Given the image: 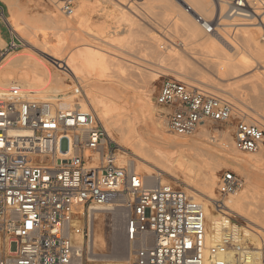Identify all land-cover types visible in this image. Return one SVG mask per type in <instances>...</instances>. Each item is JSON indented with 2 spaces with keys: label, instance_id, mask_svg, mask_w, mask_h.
Wrapping results in <instances>:
<instances>
[{
  "label": "built area",
  "instance_id": "obj_1",
  "mask_svg": "<svg viewBox=\"0 0 264 264\" xmlns=\"http://www.w3.org/2000/svg\"><path fill=\"white\" fill-rule=\"evenodd\" d=\"M43 1L68 16L77 6V0ZM230 2L229 15L262 28L264 41V0ZM195 18L209 33L216 28L215 21ZM10 35L2 58L23 46ZM156 103L175 135L191 137L211 123L232 124L239 151L254 154L264 146L263 124L193 83L165 79ZM244 184L227 171L219 193L227 197ZM108 204L127 213L129 264H205L206 256L211 264H252L244 228L233 216L220 218V237L207 247L205 207L180 185L150 186L121 158L94 110L30 100L17 87L0 94V264H90L92 220ZM216 205L221 210L223 202Z\"/></svg>",
  "mask_w": 264,
  "mask_h": 264
},
{
  "label": "bare ground",
  "instance_id": "obj_2",
  "mask_svg": "<svg viewBox=\"0 0 264 264\" xmlns=\"http://www.w3.org/2000/svg\"><path fill=\"white\" fill-rule=\"evenodd\" d=\"M110 1L77 0L74 14L71 16L65 15V19L53 11L40 13L39 17L32 21L30 26L31 33H21L23 30L22 24L25 22L20 13L23 10L21 0H1L8 9L9 17L6 21L12 33L25 41L24 44L27 47V51L17 55L8 53L4 56L2 63H0L2 66L0 71V94L7 92L8 90L4 91L6 89L17 87L21 90L22 95L30 100L50 101L57 104L58 107L67 110L73 108L87 109L88 107L95 110L106 129L108 137L117 143L118 147L120 146L121 158L124 161H129L136 169L137 166L142 167L148 173L146 177L150 186L155 185L158 181L164 183L162 177L164 172L175 180H184L186 185L191 188L188 190L192 198L206 209L207 247L219 239L220 235L217 225L224 214L244 218L248 223H255L257 226L256 230L264 232L263 214L255 211L257 205L255 209L253 208L255 202L258 204L259 201H257L256 190L264 180V149L262 150V147L254 156L238 154L239 150L235 146L233 134H231L229 128L211 130V127L203 126L199 129L201 130L200 134L198 133L199 136L197 135L195 138L175 135L169 132L168 128L167 132H165L163 124L161 125L157 121L152 100L153 93L152 89H150L152 83L155 84L159 80L158 78H161L164 74H157L156 71L154 73H145V71H143L144 73H139L141 76L139 81L142 82V87L140 86L139 88L137 84L131 82L132 77L136 79L137 76L134 74L135 72H131V68L135 64L129 67V63L126 65V62L123 63L124 61L121 62L114 59L110 52L98 48L96 65L101 69L99 74L95 75L89 73L86 69L88 60L85 57L89 52L84 50L75 53L72 50L73 46L78 43L83 44V47H89V43L95 41L101 44H108L110 47L117 48V50L120 48L112 43V38L116 35L117 28L120 27H102L103 25L101 26L99 22L95 21V15L89 14V10L94 12L98 7L110 5ZM158 1L167 11H171L173 14L175 12V23L171 26L169 25V29L173 26L172 31H175V37H177L175 39L179 40L175 41L176 44L174 43L176 45L175 49L170 44V48L168 46L165 48L162 45L165 48L164 50H156L157 47L155 48L154 44H160V40L156 36L146 35V29L143 32L146 39L141 47L142 55L140 58L142 57V60L143 58L145 60L155 59L156 64L161 68L173 69L174 76L177 78L187 77L194 80L188 74L199 75L201 77L199 81L202 84L214 82L213 76L209 74V71H213L218 79L224 80L227 77L237 76L242 70L252 68L255 63L264 61L262 35L259 36L256 33H252L253 30L261 32L262 28L255 26L253 22L229 15L231 0ZM30 2L39 8L41 7L40 0H30ZM187 7L190 9L188 10ZM227 7L228 12L226 11ZM131 8L133 9L132 5ZM128 11L122 12L120 22L122 23L121 20H123L124 25L128 26L125 33L129 34L130 42L127 41L129 43L126 42L124 45L130 51V48H132L130 45L141 36V28L144 27L138 26L139 24L132 17L133 14L131 15ZM196 15L201 16L207 22H211L212 17L215 16L220 21L216 25L218 24L222 28L216 27L209 33L197 22ZM223 18H226V21H221ZM110 23L108 22V24ZM39 24H42L43 28L44 25H49L54 34H52L53 32L47 34L53 35L51 36L52 38L54 37L52 40H40L39 31L42 28H40ZM136 24H138L136 28L140 27L141 31L134 29ZM26 26L28 28V25ZM229 26L233 29L231 33L228 31ZM23 27L25 28V26ZM169 29L168 31L170 32ZM160 32L162 31L160 30ZM239 39L241 42H239ZM5 44V40L0 35V47L5 46ZM36 51L53 57L56 61L53 59L49 60L46 57L47 62L51 66L63 69L62 73L65 76L50 74L45 66L43 67V64L40 65L33 55ZM243 52L249 56L247 54L242 55L241 53ZM194 61H197L199 65ZM115 79L119 80L120 82H118L124 87L128 86L129 90L134 92L136 100L130 102L134 106L133 108L126 105L123 101L119 102L120 98L113 94L111 89L96 85L98 83H110L113 80L115 81ZM68 81H71L73 85H70L71 83L68 84ZM232 87L234 88L236 85ZM88 88L90 90L88 92L85 91ZM251 120L260 124L264 122L259 118ZM170 136H173V138ZM174 137L176 138L174 139ZM130 154H134L138 158L133 161L130 158ZM224 162L235 164L245 170L253 169L257 171L256 169H263V171L262 174H253L255 171L251 172L247 185L241 190L228 195L225 199L226 201L223 202L222 209L219 210L214 203L215 189L219 178L217 170L219 171ZM152 164L162 173L156 174L157 176L154 175L155 170L153 173ZM100 211L126 212L124 208L115 204H108ZM119 222H113L115 225L113 226L112 224L111 230L116 229L119 226ZM243 230L248 241L257 242L258 244L255 251L250 250V262L252 264H264V244L261 246L257 236H254L245 228ZM96 244L98 246V243ZM205 264H211L207 256Z\"/></svg>",
  "mask_w": 264,
  "mask_h": 264
},
{
  "label": "rangeland",
  "instance_id": "obj_3",
  "mask_svg": "<svg viewBox=\"0 0 264 264\" xmlns=\"http://www.w3.org/2000/svg\"><path fill=\"white\" fill-rule=\"evenodd\" d=\"M40 2H41V7L39 8V7L35 6V4H32L30 2V0H21L23 10L20 13H21L23 21L27 22L26 24H25V22L22 24L23 30L21 33H31L30 26L32 25V21H33V19H36L37 17H39L40 13H47L48 11L49 12L53 11V12H55V14H57L61 18H63V17H64L63 19L66 18L65 15L62 12H60L59 9L51 7L50 5L45 3L43 0H40ZM110 2H111V3H109L110 5H106L104 7H98L94 12L92 10H89V14L95 15V21H97V23L99 22V25H101V26L103 25L102 27H116V26L120 27V28H117L118 30H117L116 35L112 38V40H113L112 43L115 46L120 47L121 49L118 48V50H117V48L115 49L113 47H110L108 44H101V43H98L95 41V42L89 43V47H83V44L78 43V44L73 46L72 50L75 53H77L79 51H84V50H87L89 52V54L85 57V59L88 60V66L86 69L89 73H92L95 75H98L100 72V69H101L99 66L96 65V61H98V48H101L103 50L110 52L111 56L114 59L119 60L121 62L124 61L123 63L126 62L127 63L126 65H128V63H129V65H128L129 67H132V65L135 64L136 66L135 65L134 66L136 68L133 66V68H131L133 71L131 69L130 70L132 73L135 72L134 74H136L137 76H136V79L132 77L131 82H134L135 84H137L139 88L142 85V82L139 81L140 77H141L139 75V73H142L143 71H145V73L146 72L147 73L148 72L154 73L156 71L157 74L158 73L164 74L161 78H158L159 80H157L155 82V84L152 83V85H151L152 87L150 86V89H152L151 91L153 93L152 100H153V105L155 107L157 121L161 125L163 124V128L165 129V132H167V126L165 123V118L161 117L159 114L160 109L157 106L156 99H157V96L159 94V91H160V88L162 86L163 81L167 78H176L178 80L193 83L195 85L203 87L204 89L212 92L213 94H215L219 97L228 98L239 108L245 109L252 119L253 118H259V119H262L264 121V61L257 63V64L255 63L252 68H249L247 70H242L237 76L227 77L224 80L218 79L214 75L215 73L213 71H209V74L213 76L212 79L214 80V82H209L206 84L203 83L204 85L199 81V80H201V77L199 75H193L192 73H189L188 76L193 77L194 80H196V81H194L190 78H187V77L177 78L176 76H174L175 73L173 72V69L169 70L166 68H161L158 64H156L157 62H155L156 61L155 59L154 60H145V58H143V60H142V57L140 58V56L142 55L141 54V47L143 46V42L146 39V38H144L145 36H144L143 32L146 31V29H147L146 35L149 34L148 36H156L160 40L159 41L160 44L157 43L158 46H156L157 44H154L155 46L153 45L155 48L157 47L156 50H158V49L164 50L165 48H167V46L169 48H170V46L172 48L174 47V49H175V46H176L175 41L179 40V39H175L177 37H175L176 36L175 31H172L173 26L169 29V27L175 23V12L173 14V13H171V11H167L158 0H135V2H134V0H111ZM176 2H179V1H176ZM31 5H33V6H31ZM128 5H129V8H128ZM131 5H132L134 11L131 8ZM119 7H120V9H119ZM121 9H122V11H121ZM123 11H128L129 13H131V15L133 14L132 17H134V19L136 20V23L139 24V25L136 24L134 26L135 27L134 29H136V30L139 29V31H141L140 27L145 28V29L141 28L142 29V31L140 33L141 36H139L137 38V41H135L133 44L130 45L132 47V48L129 47L130 51L128 49H126L127 47L124 45V44H126L127 41H129V34L125 33L128 26L124 25L125 23H123L124 22L123 20H121L122 23L120 22V19H122V12ZM226 11L228 12V7L226 8ZM0 15L2 16V19H0V30H1V34H2L3 39L5 40V42L7 44L8 41H10V39H11L10 34L12 33V31L8 25V22L6 21V19L9 17L8 9L4 5V3L1 2V0H0ZM103 19H104V22H103ZM225 19L226 18H223L221 21L224 22V21H226ZM106 20H107V22H106ZM100 21H102V22H100ZM212 21H215L218 24L220 23L219 19L218 18L216 19L215 16L212 17ZM108 22L109 23L111 22V23L108 24ZM218 24L216 25V27L222 28L221 26H218ZM26 25H28V28ZM41 25L42 24H39L40 28H42V30L39 31L40 40H44V41L52 40L54 37L52 38L51 36H53V35L47 34V33L51 34L53 32L51 30V28H49V25H47V24L44 25V28ZM137 25L140 26L138 29L136 28ZM23 26H25V28ZM39 26H38V28H39ZM45 26L48 28L46 29ZM229 27H227V28H229ZM230 28L228 31L231 33L233 31V29H232V27H230ZM168 29L170 30V32L168 31ZM160 30L162 32H160ZM171 31L173 34L171 33ZM148 32H151V33H148ZM41 33H43V34H41ZM163 33H165V34H163ZM252 33H256L259 36L262 35V31L259 32V30H253ZM52 34H54V32ZM48 35H49V37H48ZM170 36H171V38H169ZM20 40H22L23 46L19 50L11 52L12 55L21 54V53L27 51V47L24 44L25 41L23 39H20ZM129 42H127V43H129ZM239 42H241L240 39H239ZM6 44H5V46L0 47V49H4L6 47ZM121 45H122V47H121ZM123 45L125 46V48ZM162 45L165 48H163ZM177 47L181 48L179 46H177ZM131 50H133V51H131ZM131 52H132V54H131ZM241 54L245 55L247 53L243 52ZM33 55L36 57V59L40 65L43 64L42 66L43 67L45 66L46 70L49 71L50 74H53L54 76L55 75L65 76L64 73H62L63 69H58L55 66H51L50 63L47 62L46 57L49 58V60H52V59L55 60L53 57L46 55L40 51H36L35 53H33ZM130 56H132V57H130ZM242 57H246V56H242ZM242 57H239V58H242ZM3 58L0 57V63H2ZM138 58H139V60H138ZM148 59H150V58H148ZM150 61H152V62H150ZM148 62H150V63H148ZM194 62L197 65H199V63L197 61H194ZM1 67L2 66L0 64V71H1ZM136 70L138 73L136 72ZM139 70H141V71H139ZM118 81L119 80L115 79V81L113 80V82H110V83H104V84L98 83L96 85L100 86L102 88H105V89H107V88L111 89L113 94H115L116 96H118L120 98L119 102L123 101L126 105L133 108L134 106L132 104H130V102L133 100H136V96H135L134 92L132 90H129L130 88L128 86L124 87L121 83H119L120 81L119 82ZM69 83H71L70 85H73L71 81H68V84ZM234 85H236V87L233 88L232 86H234ZM7 90H9V89H6L4 91H7ZM89 90L90 89L88 88L85 91L88 92ZM32 100H34V99H32ZM35 100H37V99H35ZM88 108H90V107H88ZM90 109H92V108H90ZM263 124H264V122H263ZM208 126L211 127L210 128L211 130H213V129L222 130V129L229 128V130H231V134L234 133V128H233L232 124L224 125L222 123H211ZM201 128L202 127H200V129ZM200 131L201 130H198L193 136L188 137V138L197 137L198 133L200 134ZM170 137L173 138V136H170ZM175 138L176 137H174V139ZM263 147L264 146H262V150L264 149ZM258 152H256V153H258ZM237 153L240 155H249V156L256 155V153H254V154L253 153H245V152H241V151H238ZM130 158L133 159V161H135V159L138 157L134 154H130ZM152 165L151 166L153 167V173L155 170L154 175H156L158 173H162V171H159V169L154 167V164H152ZM256 170L257 171H255L253 169L245 170V169H242L241 167H238L235 164H232L229 162H224V165L219 168V171L217 170V172H218L217 174H218L219 178L217 180V186L215 189L216 190V196H215V202H214L215 206H216V202H218V201L225 202L226 201L225 199L228 197V196L227 197L222 196L219 193L218 184H219L220 177L222 176L223 173H225L227 171L235 172L237 175H239L241 178L244 179V183H245L244 187H245L247 185L246 183H247L250 175L254 171L255 172L253 174H255V173L256 174H262L263 169H256ZM137 172H139L140 174H142L144 176H146V174H148L140 166L139 167L137 166ZM162 175H163L162 177L164 179V183H173V184L180 185L183 189H185L191 195V193L188 190L191 188L186 185L184 180H182V179L175 180L174 178L170 177L169 175H167L164 172L162 173ZM263 194H264V180L260 183V187L256 190V197H258V199L256 197L255 198L257 199V201L258 200L259 201H258V204H256V202H255V205L253 207L255 209V206L257 205L255 211L257 213L259 212V213L263 214L262 220L264 221V195ZM125 213L126 212H124V211H121L118 213L110 212V211H98L96 213L95 217L92 220V239L90 242V255H89V258L91 259L90 264H129V244H128V241L126 239V234H125V221H126L127 213L126 214ZM123 214H124V216H123ZM233 217L235 218L236 223L239 224L240 227L245 228L246 230L250 231L254 236L258 237L261 246L264 244V232H262L260 230H256L257 226L255 225V223H250V222L248 223V222H246L247 221L246 219L244 220V218H241V217H235V216H233ZM115 221H120L119 226L116 229L111 230V228L115 225L114 224ZM112 224H113V226H112ZM96 243H98V246ZM248 244L251 246L252 251H255V248L258 245L257 242H251V241H248ZM93 248H95V249H93Z\"/></svg>",
  "mask_w": 264,
  "mask_h": 264
}]
</instances>
